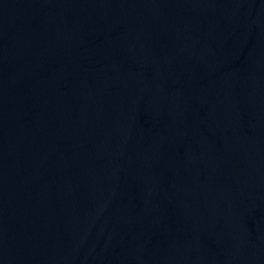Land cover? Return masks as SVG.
<instances>
[{
    "label": "water",
    "instance_id": "1",
    "mask_svg": "<svg viewBox=\"0 0 264 264\" xmlns=\"http://www.w3.org/2000/svg\"><path fill=\"white\" fill-rule=\"evenodd\" d=\"M0 264H264V0H0Z\"/></svg>",
    "mask_w": 264,
    "mask_h": 264
}]
</instances>
